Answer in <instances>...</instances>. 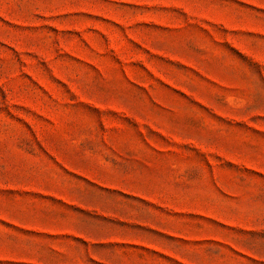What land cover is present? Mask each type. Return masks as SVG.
<instances>
[{"label":"rangeland","instance_id":"obj_1","mask_svg":"<svg viewBox=\"0 0 264 264\" xmlns=\"http://www.w3.org/2000/svg\"><path fill=\"white\" fill-rule=\"evenodd\" d=\"M0 264H264V0H0Z\"/></svg>","mask_w":264,"mask_h":264}]
</instances>
